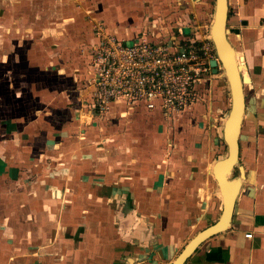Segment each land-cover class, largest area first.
Here are the masks:
<instances>
[{"label": "crops", "instance_id": "1", "mask_svg": "<svg viewBox=\"0 0 264 264\" xmlns=\"http://www.w3.org/2000/svg\"><path fill=\"white\" fill-rule=\"evenodd\" d=\"M130 2L112 0L94 19L125 40L148 32L183 43L206 37L215 0ZM236 2L230 45L249 84L227 178L232 215L183 264H264V0ZM79 3L0 0V264H173L222 216L213 170L224 159L228 82L211 76L173 122L118 104L92 114L87 62L96 40ZM160 23L173 35L157 33Z\"/></svg>", "mask_w": 264, "mask_h": 264}, {"label": "built area", "instance_id": "2", "mask_svg": "<svg viewBox=\"0 0 264 264\" xmlns=\"http://www.w3.org/2000/svg\"><path fill=\"white\" fill-rule=\"evenodd\" d=\"M95 41L87 62L89 111L105 117L113 104L160 111L173 122L202 97L213 73L215 47L210 40L157 41L144 32L133 40L111 34L90 18ZM251 234L245 237L251 238Z\"/></svg>", "mask_w": 264, "mask_h": 264}, {"label": "water", "instance_id": "3", "mask_svg": "<svg viewBox=\"0 0 264 264\" xmlns=\"http://www.w3.org/2000/svg\"><path fill=\"white\" fill-rule=\"evenodd\" d=\"M227 18V0H215L214 18L210 34L211 36L213 35V30L215 28L216 39H214V36L213 38L211 37V39L215 47L218 59L224 68L231 95V107L223 127V139L227 146L228 153L223 160L219 161L215 165L213 170L214 177L219 188L225 193L222 216L217 224L199 233L187 245V247L173 264H183L187 257L202 241L222 231L226 227L232 215V208L234 205L236 190L229 184L228 179L223 178L221 173L225 167H231L232 170L238 159V139L242 119L245 114V99L243 87L245 85V77L242 75L241 70L237 68L230 55V44L227 42L226 34L224 32L227 26ZM210 65L213 68V72L216 74L218 66L217 61L212 60ZM236 129H238V132L236 131Z\"/></svg>", "mask_w": 264, "mask_h": 264}, {"label": "rangeland", "instance_id": "4", "mask_svg": "<svg viewBox=\"0 0 264 264\" xmlns=\"http://www.w3.org/2000/svg\"><path fill=\"white\" fill-rule=\"evenodd\" d=\"M123 1H125V0H123ZM130 1H132V0H127V3H128V5H131V2ZM230 1V4L228 5V18H229V20H233V19H235V17H236V12H237V10H238V6H239V4H237V2H236V0H229ZM85 4L83 5V4H78V5H76L77 6V9H79L84 15L85 14H87V13H89V14H87L89 17H87V19L90 21V18L92 17V18H94V17H96L97 15H95L94 14V11H95V13L96 12H101V11H104V12H108V10L110 11V9H111V7H113L114 6V4L115 3H112V0H107V2L106 3H104V4H102V1H99V2H101V3H92V2H90V1H88V0H85ZM93 5H94V7H93ZM96 5V6H95ZM214 5V9H215V3L213 4ZM83 6H84V9H83ZM121 6H123L124 8H125V4L124 5H121ZM98 7H100V9L98 8ZM90 9V10H89ZM214 9L212 10V13L210 14V19H211V23H210V25H208V28H207V30L209 31L208 33L206 32V39L208 38L209 39V35H210V31H211V28H212V22H213V18H214ZM85 11V12H84ZM96 18H98V19H100L98 16L96 17ZM103 21V20H102ZM161 21V20H160ZM103 23H104V21H103ZM168 24H173V22L172 21H168L166 24H165V26L167 27L168 26ZM160 25H162V23H160V24H157V27H156V32L158 33V31H159V33L161 34V36L162 37H166V36H168V35H173L172 33L170 34V33H166L165 31H162V30H159V26ZM164 25V24H163ZM90 26V25H89ZM91 27V26H90ZM226 29L229 31V34H227V37H228V40H229V42H232V33L230 34V30H232V27L230 26V25H227L226 26ZM206 30V29H205ZM204 30V31H205ZM173 31V33H175V32H177L176 30H172ZM233 31V30H232ZM156 32H154V33H156ZM205 33V32H204ZM151 34V33H150ZM152 35V34H151ZM208 35V36H207ZM154 38V37H153ZM204 38V39H205ZM204 39H202V40H204ZM210 40V39H209ZM210 43H212L213 44V42H212V40H210ZM230 44V43H229ZM232 46V45H231ZM233 47V46H232ZM240 53V52H239ZM214 55H215V60L217 61V63H218V66H217V75L219 76L220 74H221V77H222V79L223 80H225L226 82H227V79H226V76H225V72H224V68H223V66H222V64L220 63V61H219V59H218V56H217V53H216V51L214 52ZM216 76V75H215ZM207 86V85H206ZM245 93H248V89L246 88V84H245ZM7 102H10V100H7ZM230 107H231V99H230V102H229V106H228V114H229V111H230ZM228 114H227V116H228ZM130 117H128V118H126V122H127V120H130L129 119ZM243 119H244V117H243ZM85 121V120H84ZM86 123V122H85ZM224 123H225V121L224 122H222V124H223V126H224ZM108 125H110L109 124V122L107 123ZM222 139V142H224V139H223V132H222V137H221ZM224 147L222 148V149H220V152H219V156H221V158H225L226 156H227V153H228V151H227V146H226V144H225V142H224ZM230 177V176H229Z\"/></svg>", "mask_w": 264, "mask_h": 264}, {"label": "bare ground", "instance_id": "5", "mask_svg": "<svg viewBox=\"0 0 264 264\" xmlns=\"http://www.w3.org/2000/svg\"><path fill=\"white\" fill-rule=\"evenodd\" d=\"M226 30L227 29H225L224 32L226 34L227 42L230 43L229 40H228V37H227V34H229V31L228 30L226 31ZM213 36H214V39H216V31H215V28L213 30V35L212 36H211V34L209 35V39L212 40L211 37L213 38ZM229 51H230L231 58L233 59L235 65L237 66V68L239 70H241L243 76L245 77V84L248 85L249 84V78H248V76H247V74L245 72L246 70L244 68L243 56L241 55V53H239L238 51H236L231 45L229 46ZM249 87H250V85H249ZM236 131L238 132V129H236ZM235 134H236V132H235ZM230 173H231V167H225L222 170V173L221 174H222V176H223L224 179H227L230 176ZM232 188H233V186H232ZM218 194H219L220 199L222 200V204H223V202L225 201V193L223 192V190L221 191V189L219 188Z\"/></svg>", "mask_w": 264, "mask_h": 264}]
</instances>
